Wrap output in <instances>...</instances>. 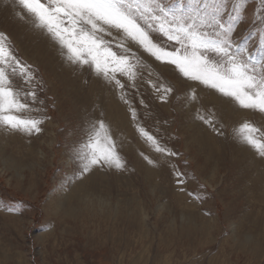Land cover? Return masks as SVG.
<instances>
[{
    "label": "rangeland",
    "instance_id": "obj_1",
    "mask_svg": "<svg viewBox=\"0 0 264 264\" xmlns=\"http://www.w3.org/2000/svg\"><path fill=\"white\" fill-rule=\"evenodd\" d=\"M257 5L249 0L236 37L249 28ZM0 32L42 82L38 95L48 117L38 134H0V264H114L122 252L133 255L151 244L154 252L171 253L170 264H264V161L233 138L245 119L264 130L258 113L214 109L204 93L189 103L187 84L133 46L153 75L142 71L136 88L119 78L137 122L177 154L160 161L136 132L118 90L87 66H68L55 45L14 18L10 5L0 7ZM157 77L173 88L167 102L148 83ZM13 79L27 89L19 76ZM197 108L215 113L222 134L194 118ZM91 118H103L123 142L127 171L94 170L66 197L54 199L72 171L69 147ZM145 155L159 166H149Z\"/></svg>",
    "mask_w": 264,
    "mask_h": 264
},
{
    "label": "snow or ice",
    "instance_id": "obj_2",
    "mask_svg": "<svg viewBox=\"0 0 264 264\" xmlns=\"http://www.w3.org/2000/svg\"><path fill=\"white\" fill-rule=\"evenodd\" d=\"M248 4L249 0H0V7L10 5L14 18L28 30L55 45L68 66L79 70L87 66L119 91L121 101L129 105L136 132L160 161L177 154L137 122L136 109L119 78L136 88L142 71L153 75L133 46L187 84L189 103L199 101L204 93L214 109L239 116L258 113L264 119V0H258L249 28L235 36L246 20ZM16 76L27 89L16 86ZM159 79L148 83L167 102L173 88ZM39 91H43L42 82L35 80L30 65H22L9 37L0 32V134L31 136L42 131L40 126L48 117ZM194 118L222 134L214 112L206 116L197 108ZM233 138L264 161V130L245 119L233 129ZM122 147L103 118L86 120L81 139L68 150L71 174L53 198L66 197L94 170L127 171ZM143 158L149 166H159L160 161ZM175 175L177 183L183 184V174Z\"/></svg>",
    "mask_w": 264,
    "mask_h": 264
},
{
    "label": "crops",
    "instance_id": "obj_3",
    "mask_svg": "<svg viewBox=\"0 0 264 264\" xmlns=\"http://www.w3.org/2000/svg\"><path fill=\"white\" fill-rule=\"evenodd\" d=\"M152 244L148 245V247L144 246L140 249H136L132 255L128 253L122 252V255L120 257H114V260H112L111 263L114 264H146L147 261L150 262V264H170V262L175 261L172 258L171 253L165 252L163 255L160 253L154 252Z\"/></svg>",
    "mask_w": 264,
    "mask_h": 264
},
{
    "label": "bare ground",
    "instance_id": "obj_4",
    "mask_svg": "<svg viewBox=\"0 0 264 264\" xmlns=\"http://www.w3.org/2000/svg\"><path fill=\"white\" fill-rule=\"evenodd\" d=\"M163 72H164V71H163ZM243 147H244V146H243ZM247 149H248V148H247ZM247 149H246V150H247ZM239 150H240V149H239ZM242 150H243V149H242ZM249 150H250V149H249ZM249 150H248V151H249ZM208 153H209V152H208ZM241 154H242V153H241ZM249 154H250V153H249ZM242 155H243V154H242ZM252 155H253V154H252ZM243 156L245 157V155H243ZM241 157H242V156H241ZM246 157H247V156H246ZM210 158H211V157H210ZM249 158H251V157H249ZM255 158H256V157H255ZM256 159H257V158H256ZM250 160H253V159L251 158ZM247 161H249V160L247 159ZM247 161H246V162H247ZM253 161H256V160H253ZM258 181H259V180H258ZM92 185H93V184H92ZM95 185H96V184H95ZM90 187H91V186H90ZM87 188H88V186H87ZM91 188H92V187H91ZM75 193H76V192H75ZM72 208H73V207H72ZM73 210H74V208H73ZM65 213L68 214V215L72 213L71 210H70V207H66V208H65Z\"/></svg>",
    "mask_w": 264,
    "mask_h": 264
},
{
    "label": "clouds",
    "instance_id": "obj_5",
    "mask_svg": "<svg viewBox=\"0 0 264 264\" xmlns=\"http://www.w3.org/2000/svg\"><path fill=\"white\" fill-rule=\"evenodd\" d=\"M81 198H82V199H86L87 196H85L84 194H81ZM70 203H71V202H70ZM252 242H253V238L250 237V243H252Z\"/></svg>",
    "mask_w": 264,
    "mask_h": 264
}]
</instances>
